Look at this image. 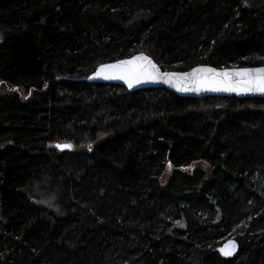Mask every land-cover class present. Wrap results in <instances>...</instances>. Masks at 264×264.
I'll return each instance as SVG.
<instances>
[{
  "label": "trees",
  "instance_id": "16d2710c",
  "mask_svg": "<svg viewBox=\"0 0 264 264\" xmlns=\"http://www.w3.org/2000/svg\"><path fill=\"white\" fill-rule=\"evenodd\" d=\"M0 32V82L27 94L0 91V264H264V99L84 81L138 53L262 66L264 5L0 0Z\"/></svg>",
  "mask_w": 264,
  "mask_h": 264
},
{
  "label": "water",
  "instance_id": "95a60500",
  "mask_svg": "<svg viewBox=\"0 0 264 264\" xmlns=\"http://www.w3.org/2000/svg\"><path fill=\"white\" fill-rule=\"evenodd\" d=\"M84 81L122 86L130 93L164 89L187 99H264V65L232 68L197 65L186 72L164 71L145 53L102 64ZM50 148L70 149L66 144H53ZM239 247V242L230 238L216 251L221 258L232 259L238 255Z\"/></svg>",
  "mask_w": 264,
  "mask_h": 264
},
{
  "label": "rangeland",
  "instance_id": "374dc122",
  "mask_svg": "<svg viewBox=\"0 0 264 264\" xmlns=\"http://www.w3.org/2000/svg\"><path fill=\"white\" fill-rule=\"evenodd\" d=\"M263 5H264V0H245V6H247V7H251V6H263ZM0 43H2V34H1V32H0ZM0 91L2 93H14V94H17V95H19L23 99L24 98H27V94L25 93L24 90H22V89H16V88L7 86V85H5V84H3L1 82H0ZM108 136L109 135H107V134L100 135L97 138V142H100V141L105 140L106 138H108ZM167 180H168V175H165V177L163 178L162 182L165 183V181H167Z\"/></svg>",
  "mask_w": 264,
  "mask_h": 264
}]
</instances>
